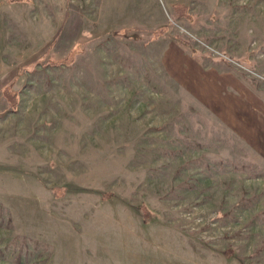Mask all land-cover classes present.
Listing matches in <instances>:
<instances>
[{"label":"rangeland","instance_id":"374dc122","mask_svg":"<svg viewBox=\"0 0 264 264\" xmlns=\"http://www.w3.org/2000/svg\"><path fill=\"white\" fill-rule=\"evenodd\" d=\"M0 264H264V0L0 4Z\"/></svg>","mask_w":264,"mask_h":264},{"label":"trees","instance_id":"16d2710c","mask_svg":"<svg viewBox=\"0 0 264 264\" xmlns=\"http://www.w3.org/2000/svg\"><path fill=\"white\" fill-rule=\"evenodd\" d=\"M14 1H22V0H2V1H0V4H2V3H10V2H14ZM174 7H175L174 10H176V12H177L179 15H181V14H182V13H181L182 6H180V5H175ZM152 34H153V33H152ZM159 34H161L160 30L157 31V32H155V35H159ZM143 213H144V215H145V214H148V213H146V211H145V212L143 211ZM147 216H148V215H145V216H144V220L147 219ZM229 254H230L229 252H225V255H226V256H230Z\"/></svg>","mask_w":264,"mask_h":264}]
</instances>
